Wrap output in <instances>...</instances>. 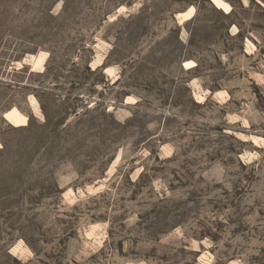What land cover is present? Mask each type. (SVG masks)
<instances>
[{
    "label": "rangeland",
    "instance_id": "1",
    "mask_svg": "<svg viewBox=\"0 0 264 264\" xmlns=\"http://www.w3.org/2000/svg\"><path fill=\"white\" fill-rule=\"evenodd\" d=\"M0 145V264H264V0H0Z\"/></svg>",
    "mask_w": 264,
    "mask_h": 264
},
{
    "label": "bare ground",
    "instance_id": "2",
    "mask_svg": "<svg viewBox=\"0 0 264 264\" xmlns=\"http://www.w3.org/2000/svg\"><path fill=\"white\" fill-rule=\"evenodd\" d=\"M7 121L12 125H19V123L25 122V117L18 113L16 110H12L6 114ZM1 148V145H0Z\"/></svg>",
    "mask_w": 264,
    "mask_h": 264
}]
</instances>
